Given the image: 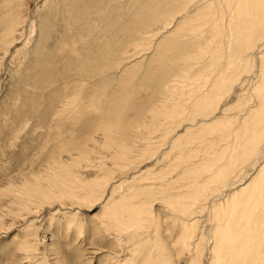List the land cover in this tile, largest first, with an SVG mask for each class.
<instances>
[{
  "label": "rangeland",
  "instance_id": "1",
  "mask_svg": "<svg viewBox=\"0 0 264 264\" xmlns=\"http://www.w3.org/2000/svg\"><path fill=\"white\" fill-rule=\"evenodd\" d=\"M226 6L0 0V264H213L214 208L264 175V22Z\"/></svg>",
  "mask_w": 264,
  "mask_h": 264
},
{
  "label": "bare ground",
  "instance_id": "2",
  "mask_svg": "<svg viewBox=\"0 0 264 264\" xmlns=\"http://www.w3.org/2000/svg\"><path fill=\"white\" fill-rule=\"evenodd\" d=\"M226 5L229 6V2H230V6L233 9V24H235L233 26L230 32L232 37H238L239 40V35L241 34V27L245 30H249L251 29L250 24L248 23L247 20L254 19L255 21V17L258 16L261 20V23L263 24L264 22V0H225ZM191 3V1H190ZM223 4V3H222ZM189 5V4H188ZM226 6V7H227ZM229 6V7H230ZM223 7V6H222ZM225 7V8H226ZM216 8V7H215ZM228 8V7H227ZM184 9H188L187 6H184ZM224 9V8H223ZM185 10V11H186ZM217 10V9H216ZM183 11V10H182ZM231 11V10H230ZM183 14V12H182ZM256 14V15H255ZM229 15V13L227 14ZM212 18V17H211ZM216 18V17H215ZM217 19V18H216ZM232 19V18H231ZM215 20V19H214ZM229 22V21H228ZM231 23V22H230ZM258 23V22H257ZM256 23V24H257ZM229 26V25H228ZM250 27V28H249ZM257 28V25L255 26V29ZM229 29V28H228ZM260 30H264V24L263 26H261L260 28H258L255 33L254 31H252L254 34L251 35V33L246 34V36H244V38H253L255 36V34L260 31ZM229 31V30H228ZM228 34V33H227ZM218 35V34H217ZM169 37V36H168ZM242 39V40H246V39ZM259 38V37H258ZM264 35L262 36L263 40ZM232 39V38H231ZM250 39V40H251ZM252 43V42H251ZM250 41L247 42V44L245 46H247V48L250 47L251 45ZM262 46L264 45V41L262 43ZM244 46V47H245ZM260 49V47H259ZM261 51V50H260ZM261 54V53H260ZM233 58V57H232ZM229 59V58H228ZM260 70H259V75H260V81H259V85H255V89L253 90L258 97L260 98V102L258 103V107H256L255 109H249L251 108L250 106L248 107L246 105V108L244 110L245 114H248V116H253L256 117L255 118V122H257L258 124H263L262 130H264V120L262 121V119L264 118V55H261L260 58ZM233 61V60H232ZM243 63V62H242ZM232 65V64H231ZM220 66V65H219ZM253 67V66H252ZM251 67V68H252ZM226 70V69H225ZM196 72H195V76H196ZM217 76V75H216ZM215 76V77H216ZM217 78V77H216ZM219 81V80H218ZM171 82V81H170ZM216 82V81H215ZM223 86V85H222ZM191 87V86H190ZM208 90V89H207ZM215 90V89H214ZM182 94V93H181ZM175 95V94H174ZM179 96V95H178ZM181 96V95H180ZM179 96V97H180ZM202 96V95H201ZM209 97V96H208ZM208 97L206 96V98L208 99ZM252 97V96H251ZM197 98V97H196ZM249 98V97H248ZM258 98V100H259ZM257 99V98H256ZM176 100H179L176 98ZM196 100V99H194ZM254 100V99H253ZM194 102V101H193ZM255 102V101H254ZM258 102V101H257ZM171 103V102H169ZM171 106V104H170ZM176 106V105H175ZM174 106V107H175ZM168 107V106H167ZM177 108V107H176ZM164 109V108H163ZM166 109V108H165ZM172 109V108H170ZM217 109V108H216ZM216 109H214V111H216ZM218 111V110H217ZM227 111V110H225ZM177 112V111H176ZM157 113V112H156ZM155 113V114H156ZM164 113V111H163ZM177 114V113H176ZM214 114L213 111L210 112L207 116H210ZM216 114V113H215ZM214 114V116H215ZM167 117V115H166ZM211 117V116H210ZM157 118V116H156ZM164 118V117H163ZM208 120V119H207ZM214 120V119H213ZM243 120V118H242ZM248 120H251L248 119ZM205 120H203L202 124H208L205 122ZM211 121V120H210ZM215 122V121H214ZM216 123V122H215ZM214 123V124H215ZM235 123V122H234ZM247 120L243 121V124H246ZM217 124H219L217 122ZM257 124V125H258ZM239 125V124H238ZM236 127V126H235ZM246 127V126H245ZM255 131V129H254ZM258 134V132H256V135ZM263 134V133H262ZM255 135V134H254ZM172 136V135H171ZM249 137H252V134L250 133ZM253 138V137H252ZM178 139V137H177ZM264 139V138H263ZM175 140V139H174ZM263 140H261V143ZM260 143V145H261ZM167 144V143H166ZM172 146L176 145V141H171ZM253 144V143H252ZM148 146V145H147ZM227 146V145H226ZM171 147V145H170ZM147 148V147H146ZM122 149V148H121ZM255 149V148H254ZM155 150V149H154ZM259 150V149H258ZM264 153V150L263 152ZM261 153V151L259 152V154L257 155L256 159L258 157H263V154ZM253 154V153H252ZM256 154V153H255ZM236 160V159H235ZM234 159L231 160V165L234 164ZM255 160V159H254ZM263 160V159H262ZM144 162V161H143ZM251 162V161H250ZM257 162V161H255ZM263 163V161H262ZM261 163V164H262ZM142 164V163H141ZM77 165V164H76ZM256 166V165H254ZM258 166V164H257ZM260 167V166H259ZM261 169V168H259ZM225 172V171H224ZM222 173V170L221 172ZM220 173L216 176V178L220 175ZM213 174V173H212ZM223 174V173H222ZM263 173H258L256 175V177L251 180L247 186L244 188V190H240V192H237L236 194L232 195V197L229 199V201L227 203H225L223 201V206L225 207V209H222L224 211H221L219 209V207H221V205H217V207H215V215H214V220H216L217 225L215 228V234H214V239L213 241V248L211 250L212 252V260H213V264H264V186L262 188V184L264 185V175H261ZM213 176V175H212ZM215 176L213 178H215ZM211 177V176H210ZM211 179V178H210ZM219 179V177H218ZM123 180V179H122ZM127 181V179H126ZM232 185V184H231ZM119 186V185H118ZM121 187V185H120ZM234 187V185H233ZM251 190H250V189ZM100 189V188H99ZM108 189V188H107ZM106 190V189H105ZM113 190V189H112ZM193 190V189H192ZM252 194H255L257 191V196L254 198H248L249 193L252 191ZM104 192V191H103ZM115 192V190H114ZM203 192V191H202ZM199 193V192H198ZM196 192V194H198ZM51 194V193H50ZM90 194L94 196V192H91ZM195 194V193H194ZM195 194V196H196ZM203 194V193H202ZM248 195V196H247ZM56 196V195H55ZM62 196V195H61ZM252 196V195H251ZM58 197V196H57ZM198 197V196H197ZM194 198V197H193ZM60 199V198H59ZM220 204H222L220 202ZM183 205V203H182ZM186 208V207H185ZM188 209V208H187ZM123 210V209H122ZM139 210V209H138ZM185 209H183L184 211ZM182 211V212H183ZM186 211V210H185ZM121 212V211H120ZM259 212H261V214H259ZM128 213V212H127ZM142 212L141 211H136V207L130 205L129 206V215H128V219H136V216H138L139 218L141 217ZM110 216V215H109ZM207 216V215H206ZM138 218V219H139ZM126 220V219H125ZM193 220L187 221V226H189L186 230V232L184 233L185 235H189V232L191 229H193L194 227V223H192ZM190 223V224H189ZM186 224V223H185ZM141 228V227H140ZM139 229V228H138ZM201 233V232H200ZM202 234H204L203 232L201 233V235L196 236L194 235V237L192 236L189 239L188 242V251L189 249L192 247H198L197 244L195 243H200L202 241ZM197 235V234H196ZM190 237V236H189ZM208 239V238H207ZM186 240V239H185ZM192 240V241H191ZM191 241V242H190ZM186 243V242H185ZM195 244V245H194ZM187 247V245H185ZM196 247V249H197ZM202 247V246H201ZM162 248V246H161ZM191 248V250H192ZM201 250V248H200ZM199 250V251H200ZM205 250V249H204ZM164 251V250H163ZM202 251V250H201ZM200 251V252H201ZM203 252V251H202ZM169 255V253H168ZM203 255V254H202ZM167 256V255H166ZM199 256V255H198ZM200 257V256H199ZM198 257V260L200 259ZM190 264H195V263H190Z\"/></svg>",
  "mask_w": 264,
  "mask_h": 264
}]
</instances>
